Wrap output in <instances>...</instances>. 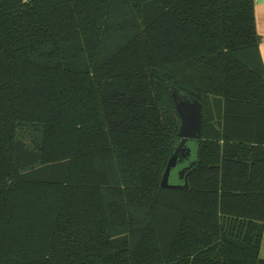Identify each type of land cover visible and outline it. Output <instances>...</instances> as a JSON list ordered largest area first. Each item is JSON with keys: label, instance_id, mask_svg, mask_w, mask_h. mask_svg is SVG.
Returning <instances> with one entry per match:
<instances>
[{"label": "trees", "instance_id": "trees-1", "mask_svg": "<svg viewBox=\"0 0 264 264\" xmlns=\"http://www.w3.org/2000/svg\"><path fill=\"white\" fill-rule=\"evenodd\" d=\"M260 41L254 0H0V264H264Z\"/></svg>", "mask_w": 264, "mask_h": 264}, {"label": "water", "instance_id": "water-1", "mask_svg": "<svg viewBox=\"0 0 264 264\" xmlns=\"http://www.w3.org/2000/svg\"><path fill=\"white\" fill-rule=\"evenodd\" d=\"M181 118L186 122L187 124V131L186 134H190L194 127V121L197 116V114L200 111V108L196 104H190V103H184L179 108ZM186 140H182L181 143L178 145L177 149L173 153L168 166L166 168V172L164 175V178L162 180V187L163 188H174L177 185H174L170 182V175L173 168L177 166L178 159L180 156V153L182 152L183 148L185 147Z\"/></svg>", "mask_w": 264, "mask_h": 264}, {"label": "crops", "instance_id": "crops-1", "mask_svg": "<svg viewBox=\"0 0 264 264\" xmlns=\"http://www.w3.org/2000/svg\"><path fill=\"white\" fill-rule=\"evenodd\" d=\"M254 11L257 32L261 38L259 43V56L261 63L264 65V0H254ZM261 257L264 258V234L260 248Z\"/></svg>", "mask_w": 264, "mask_h": 264}, {"label": "rangeland", "instance_id": "rangeland-1", "mask_svg": "<svg viewBox=\"0 0 264 264\" xmlns=\"http://www.w3.org/2000/svg\"><path fill=\"white\" fill-rule=\"evenodd\" d=\"M189 101L188 98H185V104ZM190 104L192 103L189 101ZM184 104V103H182ZM181 104V105H182ZM186 144V143H185ZM192 149L193 146L189 144L187 148H183L182 152L180 153L177 166L172 169L171 175H170V182H181L185 171H187L188 166H191V160H192ZM178 167V171L175 172L176 168Z\"/></svg>", "mask_w": 264, "mask_h": 264}]
</instances>
